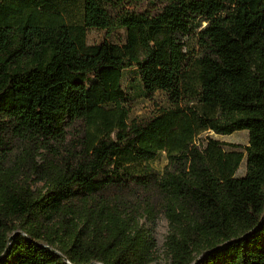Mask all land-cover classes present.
<instances>
[{"label":"trees","instance_id":"obj_1","mask_svg":"<svg viewBox=\"0 0 264 264\" xmlns=\"http://www.w3.org/2000/svg\"><path fill=\"white\" fill-rule=\"evenodd\" d=\"M79 1L0 0V264H161L157 211L165 264H264V0ZM128 70L167 105L129 119Z\"/></svg>","mask_w":264,"mask_h":264},{"label":"rangeland","instance_id":"obj_2","mask_svg":"<svg viewBox=\"0 0 264 264\" xmlns=\"http://www.w3.org/2000/svg\"><path fill=\"white\" fill-rule=\"evenodd\" d=\"M58 8L64 9L65 15L71 22H80L82 19V5L79 0H69L66 4L58 5ZM128 8L141 11L143 9L155 10V5L150 4L149 1L145 0L137 5H128ZM105 38H108L111 42L122 44L126 41V30L119 29L112 35L106 36L104 30L101 29H89L86 33V41L89 44L102 42ZM124 85L128 91V108H129V119H142L151 116L153 113L158 111L161 107L167 105V98L164 92L157 91L152 96L144 94L143 89L140 85L139 78L136 76L134 71H125ZM213 137L221 140L225 149H240L244 150V147L248 144L249 136L247 130L235 131L231 134H218L214 131H207L202 133L197 138V143H200L206 139V137ZM19 153V148L14 150V155ZM168 162V158L165 151H162L158 156L150 161V165L154 168L162 171ZM246 168V160L244 159L237 171V175H243ZM42 183L38 182L35 186H41ZM145 226L148 227L156 241V257L157 262L161 264L168 263L170 261L167 251L164 247V243L169 231V223L167 218L162 212L157 211L154 221L143 219Z\"/></svg>","mask_w":264,"mask_h":264},{"label":"water","instance_id":"obj_3","mask_svg":"<svg viewBox=\"0 0 264 264\" xmlns=\"http://www.w3.org/2000/svg\"><path fill=\"white\" fill-rule=\"evenodd\" d=\"M11 238H12V236H10L9 240H11ZM220 247H222V245L217 246L216 248H214V249L211 250V251H214L215 249H218V248H220ZM91 264H102V263L92 262Z\"/></svg>","mask_w":264,"mask_h":264}]
</instances>
